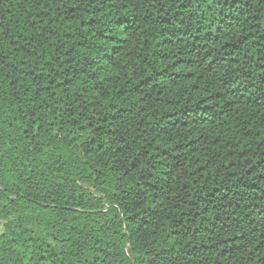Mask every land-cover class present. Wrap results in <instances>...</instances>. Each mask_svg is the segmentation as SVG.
I'll return each instance as SVG.
<instances>
[{
  "label": "trees",
  "instance_id": "1",
  "mask_svg": "<svg viewBox=\"0 0 264 264\" xmlns=\"http://www.w3.org/2000/svg\"><path fill=\"white\" fill-rule=\"evenodd\" d=\"M0 264H264V0H0Z\"/></svg>",
  "mask_w": 264,
  "mask_h": 264
},
{
  "label": "rangeland",
  "instance_id": "2",
  "mask_svg": "<svg viewBox=\"0 0 264 264\" xmlns=\"http://www.w3.org/2000/svg\"><path fill=\"white\" fill-rule=\"evenodd\" d=\"M3 224L4 222L0 220V234L3 232Z\"/></svg>",
  "mask_w": 264,
  "mask_h": 264
},
{
  "label": "snow or ice",
  "instance_id": "3",
  "mask_svg": "<svg viewBox=\"0 0 264 264\" xmlns=\"http://www.w3.org/2000/svg\"><path fill=\"white\" fill-rule=\"evenodd\" d=\"M3 30L2 29H0V32H2Z\"/></svg>",
  "mask_w": 264,
  "mask_h": 264
}]
</instances>
